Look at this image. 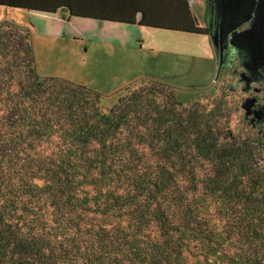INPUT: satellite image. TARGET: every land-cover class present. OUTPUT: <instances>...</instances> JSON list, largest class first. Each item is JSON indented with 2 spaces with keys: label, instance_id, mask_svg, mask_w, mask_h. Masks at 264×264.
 Here are the masks:
<instances>
[{
  "label": "trees",
  "instance_id": "obj_1",
  "mask_svg": "<svg viewBox=\"0 0 264 264\" xmlns=\"http://www.w3.org/2000/svg\"><path fill=\"white\" fill-rule=\"evenodd\" d=\"M193 2L0 6L208 34ZM124 91L104 110L100 91L40 74L31 24L0 22V264H264V134L162 80Z\"/></svg>",
  "mask_w": 264,
  "mask_h": 264
},
{
  "label": "rangeland",
  "instance_id": "obj_2",
  "mask_svg": "<svg viewBox=\"0 0 264 264\" xmlns=\"http://www.w3.org/2000/svg\"><path fill=\"white\" fill-rule=\"evenodd\" d=\"M192 6L200 21L207 24L206 1L194 0ZM8 20L32 25L40 74L66 77L100 91L106 111L118 103L126 86L142 77L155 78L171 84L182 103L200 99L210 106L223 104L234 131L258 134L242 107L247 94L230 87L228 67L220 68L217 55H210L215 50L209 34L68 20L61 13L48 15L0 6V22ZM173 50H181V54Z\"/></svg>",
  "mask_w": 264,
  "mask_h": 264
},
{
  "label": "flooded vegetation",
  "instance_id": "obj_3",
  "mask_svg": "<svg viewBox=\"0 0 264 264\" xmlns=\"http://www.w3.org/2000/svg\"><path fill=\"white\" fill-rule=\"evenodd\" d=\"M240 4L238 10L229 11L220 2L216 13L219 27L216 24L210 27L208 23L206 27L220 34L216 51L223 52L222 67H228L226 76L229 74L231 79L230 87L245 92V100L255 99L249 115L245 109L246 119L264 133V37L261 40L248 37L260 24L264 25V0H241ZM217 57L220 63V56Z\"/></svg>",
  "mask_w": 264,
  "mask_h": 264
},
{
  "label": "water",
  "instance_id": "obj_4",
  "mask_svg": "<svg viewBox=\"0 0 264 264\" xmlns=\"http://www.w3.org/2000/svg\"><path fill=\"white\" fill-rule=\"evenodd\" d=\"M220 2H222V8H224V10H229V11H236L240 8L241 4V0H207V4H208V20L207 23L210 27H214L215 24L216 26L219 27V24L217 25L216 23V13L220 10ZM140 16V15H139ZM223 22L220 23V25L222 26ZM217 27V28H218ZM216 28V29H217ZM208 34L211 37L212 43H213V47L214 50L216 52L217 56H220V68H222V63H223V52H217L216 51V47L219 46V41H220V34L218 35V33H213L212 31H208ZM249 38L254 39H258L261 40V38L264 37V25L260 24L257 28H255L254 30H252L250 32V34L248 35ZM255 104V99L253 98H248L246 99L243 104L242 107L244 109L247 110V115H249L250 112V108Z\"/></svg>",
  "mask_w": 264,
  "mask_h": 264
},
{
  "label": "crops",
  "instance_id": "obj_5",
  "mask_svg": "<svg viewBox=\"0 0 264 264\" xmlns=\"http://www.w3.org/2000/svg\"><path fill=\"white\" fill-rule=\"evenodd\" d=\"M206 1V4H207V0H205ZM193 8V7H192ZM52 15H56V14H52ZM140 15V14H139ZM64 17H66L68 20H73V19H69L67 16H65L64 15ZM80 20H87V19H80ZM95 21H97V20H95ZM110 23V22H109ZM113 24H116V23H113ZM200 24H201V26H206V24L204 23V22H201L200 21ZM124 25H127V26H134V25H128V24H124ZM135 26H138V25H135ZM145 28H149V27H145ZM159 30V29H158ZM160 31H167V32H174V33H185V34H194V33H189V32H180V31H172V30H160ZM210 36V35H209ZM184 41L181 39L180 40V42H179V44L180 45H182V43H183ZM214 50V49H213ZM174 54H177V55H179V54H181V50H173L172 51ZM215 52V51H214ZM212 54H215L216 55V52L215 53H213L212 51H210V55H212ZM218 57H216V59H217ZM177 59V58H176ZM218 60V59H217ZM179 60L177 59V61H176V63L178 62ZM217 63V62H216Z\"/></svg>",
  "mask_w": 264,
  "mask_h": 264
}]
</instances>
